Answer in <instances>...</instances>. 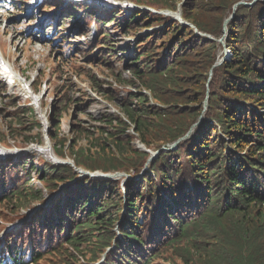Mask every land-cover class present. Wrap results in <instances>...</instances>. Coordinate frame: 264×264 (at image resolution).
Masks as SVG:
<instances>
[{"label":"trees","instance_id":"trees-1","mask_svg":"<svg viewBox=\"0 0 264 264\" xmlns=\"http://www.w3.org/2000/svg\"><path fill=\"white\" fill-rule=\"evenodd\" d=\"M159 1L145 0L150 4ZM241 1L184 0V21L213 40L151 14L141 13L117 24H112L116 16L106 22L93 15L102 29L112 25L132 36L142 27L163 26L152 34L140 35L135 47L127 49L125 71L131 78L118 77L128 87L147 91L158 106L149 103L147 96L128 91L127 100L116 107L127 122L101 115L97 121L103 128L98 129L94 142L89 138L94 133L69 124L68 133L85 138L93 152L82 145L76 150L64 147V141L60 144L61 115L58 111L49 113L55 125L51 135L55 153L59 157L68 153L76 167L91 172H138L146 166L147 154L135 145L128 149L120 139L125 131L133 128L135 140L148 149H169L191 133L175 150H162L139 178L132 175V180L123 183L81 179L70 167H51L39 160L38 170L32 165L25 172V185L16 181L7 188L3 180L11 182V178L5 173L12 170L20 176L28 161L0 164V208L13 212L30 201L44 200L41 191L29 187L33 170L45 191L49 185L69 183L58 199L33 217L35 229L23 228L17 234L16 242L22 247L7 245L10 257L2 252L0 259L38 264L43 256L53 254L77 264L75 260L72 263L73 251L82 255L89 252L94 261L105 247L113 245L104 264H151L166 244V250L173 251L168 263L264 264V2L252 7L238 5L226 25L224 45L218 42L223 36L225 11L231 13ZM73 11V7L67 9L68 14L62 11L61 16L66 14L62 23ZM99 39L105 47L101 53L112 54L106 58L120 60L124 56L115 52V45L107 44L110 36ZM223 49L231 56L216 66ZM36 89L40 90V84ZM65 97L66 92L61 105ZM3 115L11 133L13 123L39 126L31 108ZM4 136L0 134L1 142ZM34 136L30 140L39 141V133ZM116 224L118 236L113 231ZM82 247L85 253H81ZM26 248L29 258L23 256Z\"/></svg>","mask_w":264,"mask_h":264},{"label":"rangeland","instance_id":"rangeland-1","mask_svg":"<svg viewBox=\"0 0 264 264\" xmlns=\"http://www.w3.org/2000/svg\"><path fill=\"white\" fill-rule=\"evenodd\" d=\"M53 1L54 0H45V3H41L38 8L32 9L31 12H28V7L30 3H33L32 0H18L15 2L16 4L13 8L0 2V46L3 50L2 52L5 53H3L5 57L9 56V58H7L12 63L15 74L23 76L24 78L26 77L27 84H31L32 90L35 91L37 97L40 99L41 115L46 118L47 122L45 123L48 125V130L43 134V125H41V123V126L33 127L27 124L24 126V124H14L12 122L13 124L10 128L14 133H11L8 127L9 122L5 120V115H3V113L27 109L28 104L23 101L24 95L20 84L13 89L8 90L7 88V91L6 89L2 91L0 88V134H5L4 141H0V143L11 151L20 152L28 150L30 147L36 145L41 148L46 147L45 138L48 136L51 139V135L53 133L55 134V132H53L55 125L51 124L49 113L56 114L57 111L61 115V125L57 133L60 139L59 143L61 144V142L64 141V147L73 146L76 150L81 145L89 149V145L86 143L85 138L79 135L80 139H78L75 134L68 133V125L77 124L87 130L88 134L94 133V136H89L91 141L94 142L97 137L98 129L103 128L97 121L101 115L121 117L120 115L122 114L116 107L120 105L121 102L127 100L128 91L144 94L138 86L128 87L120 83L118 79L119 76L123 79L131 78V73L125 71V58L128 56L126 52L127 49H133L135 47L137 43L136 37L130 34H124L121 29L112 25H104V29H102L100 25L96 24V27L93 28L94 21L92 20L94 14L106 22H109L116 16L117 20L112 24H117L118 21L123 22L124 19H130L131 17L141 14L142 11H126L127 9H125L111 11V13L106 5L100 3H90L88 5L80 4L78 7L81 10H78L76 15L70 14L66 16V22L62 23L63 17L66 14H62L61 16L60 14L63 10H61L56 3L54 4ZM116 1L132 3L134 7L140 8V10H166L172 9L175 5L177 9L180 10V6L184 2V0H182L181 3L179 0H174V5H169L166 4L169 2L167 0L159 1L160 4H150L145 2V0ZM251 1L252 0H243L241 2L250 4ZM185 2L187 3L188 1ZM88 7L89 9L84 11V9ZM229 14L230 10H226L222 18H226L225 20L229 19ZM71 16H74V21H68V18ZM41 18L45 19L43 25H41L43 21L39 20ZM89 22L90 24H88ZM51 25L55 27L53 31L47 29V26ZM89 29H92L95 34L92 35ZM143 29L144 27H142L141 30H136L135 33L142 35ZM36 30L37 33L35 32ZM60 34L61 36H59ZM103 36H110V41H108L107 44L115 45V52L124 55L120 57V60L118 59L119 57L106 58L108 55H112L107 54V52L101 53V49L105 47L103 46L102 40L99 38ZM47 39H49V41H47ZM54 39L57 40V43L51 44L50 41ZM54 42L56 41L54 40ZM129 52H132V50ZM220 54L221 51H219V56ZM117 56H119V54ZM94 58L96 59L94 60ZM102 60L104 61L102 62ZM1 84L3 83L0 80V86ZM38 84H40V90L37 92L36 85ZM58 86L59 89H57ZM137 89H139V92ZM65 92L66 101L61 105ZM20 94L22 97H19ZM149 103L153 104L154 101L151 99ZM132 104L136 105L135 102H132ZM59 105H61V110H59ZM32 113L33 116L36 117L35 115L37 113L33 109ZM29 131H31V133H29ZM36 132L39 133V136H36V138H39V141L30 140L35 137L34 135ZM120 139L125 145H128V149L137 144L134 133L129 131H125V134H123ZM73 141H75V145H73ZM90 151L93 152V150ZM37 157L38 155L36 154L30 155L25 153L14 157L12 159L14 163H18L21 160H26V162L30 161V163L29 165H27V163L24 168L20 170L22 172L20 176L16 175L12 170L7 171L5 175L9 179L11 178V182L4 179L5 186L9 185L10 187L12 183L16 181L25 185L27 182V180H24L25 172H28L31 168L38 170L39 161ZM66 158L71 159V156L67 153L64 159ZM31 165L35 168L31 167ZM140 170L141 167L138 172L131 171L130 173H126L120 170L110 171L107 174L116 181H122L121 176L123 174L136 175L140 173ZM17 177L20 178L17 179ZM30 178L31 183L29 187L31 186L41 191L44 200L43 202L30 201L25 207L14 212L2 207L0 208V255L2 252H5L10 257L7 245L11 243L14 246L17 245V249H20L23 244L16 242L18 240L17 234L23 228L35 229V223H32L33 217L48 208V206L44 207V203L46 202L45 198L48 193L42 189V185L37 180L39 175L35 170L31 173ZM66 185L67 184L63 186L49 185L48 187L50 193L56 192V198L58 199L67 187ZM26 235L27 234H24L23 236L26 237ZM32 238H35V235H32ZM165 247L166 244L158 250V256L151 264H183V262L179 260L168 263V261L173 258V251L166 250ZM28 248H30V243ZM106 248L107 247H105L104 251L100 253L98 258L94 259V261L90 258L89 252L82 255L74 253L73 251V253H71L74 255V258H71L73 261L72 263L76 261L77 264H100L103 259L106 260V254L112 251H108ZM81 250V253L86 252L84 247H82ZM67 251H71V249ZM23 256L30 257V252L27 248L23 251ZM68 263L69 262L62 260L60 255L57 258L53 256V254L43 256L41 261L38 262V264Z\"/></svg>","mask_w":264,"mask_h":264},{"label":"bare ground","instance_id":"bare-ground-1","mask_svg":"<svg viewBox=\"0 0 264 264\" xmlns=\"http://www.w3.org/2000/svg\"><path fill=\"white\" fill-rule=\"evenodd\" d=\"M12 75L18 77V75H16L14 71H12ZM19 77H21V76L19 75Z\"/></svg>","mask_w":264,"mask_h":264},{"label":"water","instance_id":"water-1","mask_svg":"<svg viewBox=\"0 0 264 264\" xmlns=\"http://www.w3.org/2000/svg\"><path fill=\"white\" fill-rule=\"evenodd\" d=\"M227 22H225V24H226ZM225 24H224V32H225ZM175 145H176V143H175Z\"/></svg>","mask_w":264,"mask_h":264}]
</instances>
